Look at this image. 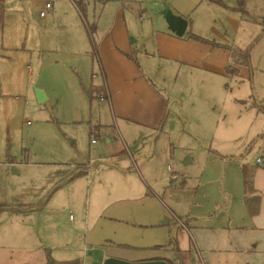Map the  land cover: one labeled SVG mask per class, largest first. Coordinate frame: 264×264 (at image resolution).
I'll return each instance as SVG.
<instances>
[{"label": "rangeland", "instance_id": "1", "mask_svg": "<svg viewBox=\"0 0 264 264\" xmlns=\"http://www.w3.org/2000/svg\"><path fill=\"white\" fill-rule=\"evenodd\" d=\"M47 1L5 3L0 162L42 171V187L19 196L48 198L39 224L60 261L99 264L100 250L115 249L172 258V241L189 238L182 221L222 220L224 202L242 197L243 165L264 167V0H88L85 18L70 0L42 16ZM165 8L189 18L183 37L169 35ZM234 13L245 18L238 34L225 25ZM245 29L250 63L227 73L222 51ZM22 168L5 169L3 189ZM32 244L1 242L0 264Z\"/></svg>", "mask_w": 264, "mask_h": 264}, {"label": "crops", "instance_id": "2", "mask_svg": "<svg viewBox=\"0 0 264 264\" xmlns=\"http://www.w3.org/2000/svg\"><path fill=\"white\" fill-rule=\"evenodd\" d=\"M0 1L5 4L9 0ZM71 1L77 13L85 18L89 1L86 0L87 6L83 14H81L78 10L75 0H70V2ZM47 2H51L54 7L53 10H49L48 13H55V2L52 0H48ZM243 13H246V9ZM183 17L187 19V29L185 32V34H187L190 20L187 16ZM244 19L245 18L240 14L234 13V15H228L226 17L225 25L228 23V25L231 26L232 31L238 34L242 29V21H244ZM253 21L256 20L253 19ZM225 25H223V28L226 30ZM248 31L249 29L244 30V33L242 34L243 41H236V38L233 40L234 43L232 46L235 47L234 49L243 50L247 48L246 46L250 45L252 40L249 38ZM215 33L222 39V41L230 44V38L228 36L226 37L223 30L220 31L215 29ZM257 33L258 29L254 27V38L257 36ZM172 34L175 35L174 32L172 33L170 31L169 35ZM245 34L248 36L247 41H244ZM191 35L193 34H189V36ZM77 44L81 46L79 47V50H83V52L88 53L86 50V48H88L86 41L81 40ZM116 47L117 49L125 52V47L117 44ZM222 52L224 56V61L222 63H225L226 69L229 65L236 67V75L240 74V69L247 66L245 64L239 65L234 62L232 50L227 49V51L223 50ZM225 52H228V55ZM77 56H79L78 53ZM222 66H220V68ZM45 92L47 93L46 89ZM36 165V162H29L27 160H10L8 162L5 160L0 162V176L4 174L6 168H13L14 166L23 167L20 175L17 174V172L16 174L14 173L15 176H9L7 183L9 184L10 191L3 189L5 188L3 184H6V182L0 179V197L2 196L4 190L10 192V196H6L5 202L0 200V206H9V208L0 210V213L2 212L6 214L7 220L9 221L8 225L0 227V243L10 242V240L25 244H28V242L31 244L33 242L32 245H26L28 249L23 251L22 257L18 258L17 264H48L49 259L59 264H74L75 262L60 261L63 260L62 257L59 256L60 250H57L53 246L52 248L49 244H46L45 232L43 230V226L39 224V221L43 218V215L47 211L48 207H50L47 202L48 198H46V202H44L42 206H39L42 202L41 198L38 200V198L36 199L26 195H23L22 197L19 196L21 192H35L42 187V171L37 170ZM247 166L252 171L253 189L251 192L246 194L241 168L243 180L242 197L240 201L235 202L233 209V197H231V200L228 199L224 202L222 208L227 209L228 211L226 210L227 212L224 213L226 215H224L222 220L213 221L216 215L209 214L202 218L191 215L189 218L182 221V228H184L185 231H188L189 238L186 244L180 241L179 243L176 242V244L180 245V259H182L184 264H264V167L261 168L257 165L254 166L251 164H248ZM59 188L60 186L51 191L48 196L55 194L56 192H53L57 191ZM8 192L6 194H8ZM248 195H258L260 197L258 212L256 214H250L247 210L244 200ZM122 246L131 247L132 245H126L125 243V245ZM63 248L66 247L63 246ZM58 249L60 248L58 247ZM93 251L94 250L88 246H85L83 249V252L84 254L86 253V255ZM110 256L130 261L157 260V258L173 259L176 264L178 261L176 259L175 250L174 255H172L171 258V256L168 257L161 254H157L154 257H142V255L137 256L132 251L115 249V251L110 254H108L106 250H100V256L98 257L99 264H103L104 260ZM10 260L11 259H3L2 261L6 262L2 264H15ZM79 260L80 259L77 260L78 264Z\"/></svg>", "mask_w": 264, "mask_h": 264}, {"label": "trees", "instance_id": "3", "mask_svg": "<svg viewBox=\"0 0 264 264\" xmlns=\"http://www.w3.org/2000/svg\"><path fill=\"white\" fill-rule=\"evenodd\" d=\"M75 3L77 5V8L78 10L80 11L81 14L84 13L85 11V8L87 6V2L86 0H75ZM5 9V4L0 1V22L2 21L3 19V11ZM263 23H264V20H263ZM89 29L91 31H95L94 29V24H92L91 26H89ZM192 37L194 38H199V36H195V35H191ZM232 53H233V60L234 62H236V64H239V65H249L250 63V56H249V48H245L243 50H239V49H234L232 50ZM239 57H242V61L239 60ZM237 71L236 67H234L233 65H229L226 69V72L227 73H230V74H235ZM242 173H243V180H244V186H245V192L246 194H248L249 192L252 191V171L248 168V166L246 165H243L242 167ZM60 186V183H58L57 185H55V187L51 190H55L57 189L58 187ZM50 191V193H51ZM49 193V194H50ZM48 194V195H49ZM46 199L42 200V202L40 203L39 206H42L44 204V202ZM245 205L247 207V210L250 212V214H256L258 212V206H259V201H260V197L258 195H248L246 198H245ZM22 206V205H21ZM6 208H9V206H0V210L2 209H6ZM12 208V207H10ZM172 244H174V250L176 252V259L178 260L177 261V264H184V262L182 261V259H180V254H181V250L178 246V244H176L175 240L172 241ZM169 261L170 264H176V262L172 259H166ZM48 264H59V263H55L54 261H52L51 259L48 260Z\"/></svg>", "mask_w": 264, "mask_h": 264}, {"label": "water", "instance_id": "4", "mask_svg": "<svg viewBox=\"0 0 264 264\" xmlns=\"http://www.w3.org/2000/svg\"><path fill=\"white\" fill-rule=\"evenodd\" d=\"M165 17L168 21L170 30L175 33L176 36L181 37L185 34L187 29V19L183 16H176L168 8L164 9ZM37 98L39 102H43L47 98L46 93L43 90L37 89ZM103 264H170L168 260L157 258V260H141V261H130L124 260L118 257L110 256L104 260Z\"/></svg>", "mask_w": 264, "mask_h": 264}, {"label": "built area", "instance_id": "5", "mask_svg": "<svg viewBox=\"0 0 264 264\" xmlns=\"http://www.w3.org/2000/svg\"><path fill=\"white\" fill-rule=\"evenodd\" d=\"M53 4L51 2H47L45 4V7L43 8V10L40 11V15L45 16V14L48 13L49 10H53ZM94 136V134L92 133V137ZM94 140V139H93ZM260 161V159H258V162ZM176 179V176H175Z\"/></svg>", "mask_w": 264, "mask_h": 264}]
</instances>
